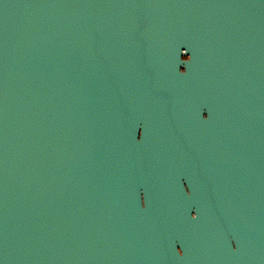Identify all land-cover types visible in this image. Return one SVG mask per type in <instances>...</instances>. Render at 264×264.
Here are the masks:
<instances>
[{
  "label": "water",
  "instance_id": "1",
  "mask_svg": "<svg viewBox=\"0 0 264 264\" xmlns=\"http://www.w3.org/2000/svg\"><path fill=\"white\" fill-rule=\"evenodd\" d=\"M0 264H264V0H0Z\"/></svg>",
  "mask_w": 264,
  "mask_h": 264
}]
</instances>
